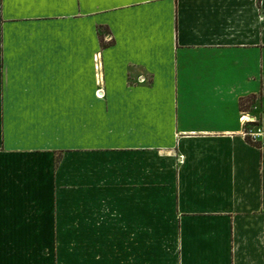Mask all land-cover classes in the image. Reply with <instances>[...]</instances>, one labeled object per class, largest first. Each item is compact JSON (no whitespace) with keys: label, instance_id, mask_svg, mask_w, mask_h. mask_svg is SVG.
I'll list each match as a JSON object with an SVG mask.
<instances>
[{"label":"crops","instance_id":"1","mask_svg":"<svg viewBox=\"0 0 264 264\" xmlns=\"http://www.w3.org/2000/svg\"><path fill=\"white\" fill-rule=\"evenodd\" d=\"M0 152L77 264H264V0H0Z\"/></svg>","mask_w":264,"mask_h":264},{"label":"rangeland","instance_id":"2","mask_svg":"<svg viewBox=\"0 0 264 264\" xmlns=\"http://www.w3.org/2000/svg\"><path fill=\"white\" fill-rule=\"evenodd\" d=\"M33 164L32 155L20 158L0 152V252L11 264H77L83 242H73L77 232L65 230L66 222L57 223V211L67 208L60 204L53 207L55 216L50 212L53 193L35 187Z\"/></svg>","mask_w":264,"mask_h":264},{"label":"built area","instance_id":"3","mask_svg":"<svg viewBox=\"0 0 264 264\" xmlns=\"http://www.w3.org/2000/svg\"><path fill=\"white\" fill-rule=\"evenodd\" d=\"M241 118L243 119L244 116H242ZM247 120H248L247 118H244V121H247ZM245 135H249L251 140H255V137L257 136V133L256 132H252V131H246Z\"/></svg>","mask_w":264,"mask_h":264},{"label":"trees","instance_id":"4","mask_svg":"<svg viewBox=\"0 0 264 264\" xmlns=\"http://www.w3.org/2000/svg\"><path fill=\"white\" fill-rule=\"evenodd\" d=\"M248 131V130H247ZM245 139H246V141H248L249 143H251V144H255L256 142H254L253 140H251V138H250V136L249 135H246L245 136ZM56 161H57V159H56Z\"/></svg>","mask_w":264,"mask_h":264}]
</instances>
